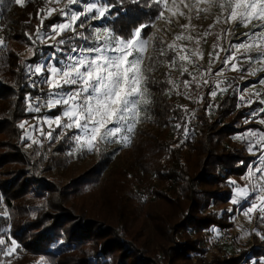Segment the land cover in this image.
<instances>
[{
  "label": "trees",
  "instance_id": "16d2710c",
  "mask_svg": "<svg viewBox=\"0 0 264 264\" xmlns=\"http://www.w3.org/2000/svg\"><path fill=\"white\" fill-rule=\"evenodd\" d=\"M31 2L33 9L29 16L16 12L12 0H3V3H0V35L5 37L7 30L11 29L14 31L13 36L9 37L12 41H29L25 33L36 32L41 23L40 17L44 13L39 12V9L46 10L48 7L46 0ZM147 3L151 4V0H147ZM157 15L154 7L145 3H127L124 0L123 5L118 4L102 23L117 32L127 33ZM156 21L157 19H154V22ZM46 27L44 21V28ZM151 28L145 29V35L149 34ZM7 51L8 49L0 51V72L6 63L11 66L10 73L13 71L14 75L11 74L12 80L8 82L0 73V105L7 102L5 104L9 106H0V133L8 129L10 135V139L5 142L6 146L2 148L3 151H0V198L11 218V235L21 245L13 264H27L38 256H46L53 261L58 259V264L237 263L238 256L213 255L210 259H205L203 255L206 249L204 233L212 228L218 231L217 229H224L229 225L235 208L232 206L231 211L228 209L233 199L232 189L244 185L242 179L249 166L255 162L254 156L246 153L243 144L233 139L246 131L263 129L255 122L261 117H251V113L258 111L261 104L254 98L251 106L240 100L238 91L243 92L245 84H239L238 79L232 76L225 81L227 91L221 94L217 101L211 103L206 87L196 95H190L192 99L186 102L188 105L174 104L172 98L167 99L162 95L164 89L161 86L158 88L153 84L152 92L158 93L160 97L154 98V101L152 99L153 102L148 108L150 134L144 138L143 144L136 146L135 141L139 142L143 138V134L137 132L126 149L128 153H132L134 179L140 178L141 175L154 174L158 177L160 189L155 187V195L161 196V200L168 204H175L180 218L174 223L169 217L162 218L166 225L163 235L159 238H145L136 236L139 230L136 233L118 230L107 217L84 218L80 216L81 211L75 212L71 204L70 198L80 193L85 186L95 184L106 165L111 164L107 153L100 152V159L92 167L62 186L45 174L48 175L49 171L55 168L68 167L63 157L51 158L45 164V174L35 168L25 169L28 160L22 154V132L20 133L17 125L28 117L24 97L33 93L27 86L21 64L14 68L13 53ZM53 52V48L36 40L33 45L34 54L27 62L37 63ZM190 92L192 93L193 89H190ZM194 101H197L196 104ZM209 104L214 106L212 116L208 114L210 108L206 110ZM193 109L195 110L192 112ZM58 111L54 109L47 113L53 116L58 114ZM178 122L186 124L188 132L185 141H181L183 130L175 129L179 148L174 150L166 145L165 132H169ZM12 134L16 137L11 139ZM65 144L66 141L62 148L59 145L56 149L62 152ZM119 175L126 177L123 172ZM111 190L119 197L130 222L133 221L139 212L137 206L130 205L132 197H122V189L119 191L112 186ZM46 195L53 201L46 205V210H42V203L38 200ZM37 208L40 209L37 211ZM29 213L35 215V218H29ZM154 221L151 212H146L141 228H147V223L153 224ZM7 225L8 220L0 216V228H6ZM255 226L259 227L257 223ZM260 232L264 233L262 230ZM58 241L64 249L56 254L51 247ZM260 241L252 248L251 262L264 258V239ZM195 255L201 257L194 258Z\"/></svg>",
  "mask_w": 264,
  "mask_h": 264
},
{
  "label": "snow or ice",
  "instance_id": "6c2138e0",
  "mask_svg": "<svg viewBox=\"0 0 264 264\" xmlns=\"http://www.w3.org/2000/svg\"><path fill=\"white\" fill-rule=\"evenodd\" d=\"M31 2V0H29ZM49 3H60L62 0H46ZM131 3H145L154 7L158 15L154 19H166L165 11L173 15L184 13L173 12L175 0L170 7L169 0H130ZM3 3V0H0ZM17 5L23 6L24 0H15ZM124 0H66L62 8L47 7L39 9L45 12L46 16L41 19L36 32L25 33L33 43L39 40L41 44L53 48L54 52L46 59L37 63L21 61V67L25 73L27 86L33 88L39 86L43 92V86L47 85L48 91L43 96L33 97L31 93L25 95V111L28 113H41L42 109L49 111L59 109L55 117L41 116L34 117L43 123L56 127L47 132L46 138L49 141L54 139L69 140L75 147L68 153L74 155L78 151H99L102 143H116L127 146L131 141V134L142 118V113L147 114L149 105L152 103L151 86L157 81L151 78V72L156 70V57L149 59L145 66L146 59L144 51L148 46L160 56L166 57L165 63L170 70H177L181 77L187 75L190 79H171V71L167 74L168 79L159 83H167L173 88H179L181 84L185 89H193L192 93L184 92L182 95H196L202 87H208L207 95L213 100L217 97V89L226 92L220 83L210 81L208 76L219 77L226 68L247 73L248 76H257L264 72V0H207L209 8L218 7L221 15L217 16L216 22L232 23L248 29L242 34L244 39L238 43L229 41L227 47H222L219 41L222 39L217 35V43H214L213 51L208 53V66L202 70L197 62L203 59V50L188 48L186 45L177 44L176 41L193 40L194 38L183 34H177L174 42L165 48H156L153 45L154 36L145 35V29L154 26V19L147 23H141L130 32H117L108 26L96 27L92 22L107 20L113 10L119 4L122 6ZM197 0L196 11L199 15L200 9ZM75 6V7H73ZM191 12L192 6L185 4ZM59 11L61 22L54 23L47 30L44 29V19ZM118 15V13H117ZM170 23V20L168 21ZM250 26V27H249ZM187 29L189 25H182ZM211 27V26H210ZM2 30V29H0ZM224 35L235 37V28L222 29ZM71 32V36L64 34ZM207 32L204 36H207ZM201 39L196 40L197 45ZM6 37L0 36V51L6 48ZM51 41V43H48ZM29 51L33 52L32 47ZM220 52L224 55L221 57ZM57 53L61 54L57 56ZM34 54V53H33ZM219 62L221 67L214 69V64ZM255 65V67H253ZM189 66L193 71H189ZM20 69H18L19 71ZM258 83L264 85V76L259 77ZM214 85V86H213ZM231 84L229 83V87ZM255 87V86H253ZM171 95L169 91L166 93ZM251 94V93H250ZM256 102L264 105V98L259 91H255ZM242 102L251 106L254 102L249 97L240 96ZM206 106V110L211 108ZM240 105H238L239 107ZM264 107L251 113L252 118L261 117L259 122L264 125ZM182 119V118H178ZM248 120L246 119V123ZM27 121H21L17 127L23 130L21 141L32 140V143L39 141L28 135ZM35 128V126H31ZM176 130H183L187 135L186 124L175 123ZM56 129L60 131L57 133ZM239 139L256 138L255 145L250 144L248 151L252 152L256 145L264 148V129L249 130ZM26 147L31 145L25 143ZM259 165L256 174L249 172V178L255 177L258 182L252 185L251 191L247 187H236L234 189L233 204L241 200L247 202L243 214L250 217V214L259 212L258 219L264 222V155H259ZM255 167V166H253ZM234 184V181H230ZM2 200V198H0ZM258 201V203H257ZM231 211V209L229 210ZM8 216V212H3ZM256 235L264 239V233L253 230ZM245 235H248L245 233ZM21 249V245L11 235V228H0V264H11V257ZM37 264H47L41 257ZM251 264H264V258L253 260Z\"/></svg>",
  "mask_w": 264,
  "mask_h": 264
},
{
  "label": "rangeland",
  "instance_id": "374dc122",
  "mask_svg": "<svg viewBox=\"0 0 264 264\" xmlns=\"http://www.w3.org/2000/svg\"><path fill=\"white\" fill-rule=\"evenodd\" d=\"M127 3H131L130 0H125ZM14 5L16 6L15 11L19 14L24 15H30L32 9H33V3L29 2V0H24V5L20 6L15 3V0H12ZM64 3H66V0H62L60 3H49L47 2L48 7L53 8H62L64 6ZM134 4V3H133ZM173 4V0H169L170 7ZM185 4H188L192 6L191 12L189 11L188 7H184ZM138 5V4H136ZM175 7L173 8V12H180L182 11L184 13L183 16L181 15H173L172 13L165 11V17L166 19H157L156 22H154V26L151 28L148 36H154L153 45L156 48H165L168 44L174 42V37L177 34H183L186 36H191L194 39L189 40H183V41H176L177 44H183L186 45L190 49H197L198 47L203 50V59H198L197 62L202 66V70L206 69L208 66V53L213 51V44L217 43V35H220L222 39L219 41V43L222 45V47H227L229 41L232 43H238L240 40L244 39L242 36L243 33L248 31L247 28L243 26L234 25L232 23L225 24L223 23V17H221V22L217 23L216 18L217 16L221 15L220 9L218 7H211L209 8L207 0H199L198 7L202 9L200 11L199 15L197 16L196 11V5L197 0H175ZM75 7V6H73ZM43 13V12H42ZM46 16V11L43 13V16L40 17V20L43 19ZM16 19V18H15ZM61 15L59 11L54 12L51 17L44 19V21L47 24V27L44 28V30H47L48 27H50L54 23L61 22ZM170 20V23L168 22ZM102 21H94L92 22L94 26L100 27L105 26ZM182 25H189L187 29L182 28ZM211 26V27H210ZM250 27V26H249ZM235 28V37H232L230 35H224V33L221 31L222 29H232ZM0 29H2L0 27ZM2 30H0L1 32ZM207 32V36H204V33ZM14 31L7 30L6 32V48L8 49L7 52L13 53V67L18 68V64H21V61H27L29 60L33 52L29 51V47L31 46L33 49L34 43L32 41H28L26 43H20L12 41L9 37L13 36ZM65 36H71V32H67L64 34ZM3 36V35H0ZM4 37V36H3ZM203 37V40H201V43L197 45L196 40L201 39ZM48 43H51V41H48ZM59 54V53H58ZM51 55V54H50ZM61 55V54H59ZM144 55L146 57L144 64L147 66L149 64V59L151 57H156L157 64H156V70L151 72V78L154 81H157L155 83L156 87L159 88L161 86L162 89V95L166 97L167 99H173L174 104H185L188 102V100L192 99L189 96L182 95L181 93L184 92H190V89H185L183 85L179 88H173L171 85L167 83H159L160 81H165L168 79L167 74L169 71H171V79H190L187 75L184 77L180 76V73L177 70H170L167 64L165 63L166 57L160 56L158 52L153 50V46H148L146 50L144 51ZM221 57H223L224 53L220 52ZM49 56V55H48ZM47 56V57H48ZM10 67L6 63L3 64V69L0 73H2V77L6 81L12 80V75H14L13 71L10 73ZM221 67V64L219 62H216L214 64V69H219ZM255 67V65H253ZM189 71H193L192 67L189 66ZM238 79L239 84H245L246 87H244V91H238L239 95H244L249 97L250 99L254 98L255 91L261 92V94H264V85H260L258 83V79L261 76H264V72H260L257 74V76H248L247 73H244L242 77V74L239 72H234L228 68L224 70V72L217 78L208 76V79L210 81H214L215 83H220L223 88H226L225 81L227 79L232 78ZM28 84V82H27ZM153 86V85H152ZM151 86V89H152ZM214 86V85H213ZM255 86V87H253ZM32 90V96L36 97L38 93L39 86L33 88L31 86H28ZM207 86L202 87L199 90L205 89ZM239 90V86L237 88ZM48 88L47 85L43 86V95L47 93ZM171 92V95H168L166 93ZM217 97L215 100H213L210 97L211 103L218 100V97L223 94L224 92H221L219 89H217ZM251 93V94H250ZM161 95V96H162ZM160 95L156 92H152L151 90V96L150 99L154 101V98H158ZM264 98V97H262ZM152 101V102H153ZM197 101H194V104H196ZM7 102L1 103L2 108H9ZM199 103V102H198ZM5 104V105H3ZM246 104V102L244 103ZM185 105H188L186 103ZM212 105V104H211ZM193 107L196 108L195 105ZM261 107H264V105L261 104ZM213 108L212 105L209 109V116L213 115ZM59 110V109H58ZM195 109L192 110V112ZM48 109H42L41 113H28V117L25 118L23 121H27V130L28 135L35 140L39 141V143H32V140L20 141L22 154L26 157L28 160V163L25 167L26 170L35 168L37 171H41V173L45 174L43 172L45 164L53 157L55 158H65L68 167L64 169L55 168L51 171H49L48 175L46 177L51 178L57 182H59L60 186L67 184L71 179L79 176L82 172L92 167L99 159H100V152H103L104 154L107 153L109 158L111 159V164L106 165L104 171H102L101 175L97 178L95 181L96 183L89 184L81 189L80 193H77L72 195L70 200L71 204H73V208L75 209V212H79L80 216L82 217H88V218H97L100 219L99 216L107 217L111 219V224L118 228V230L124 231L129 230L133 233H136L138 231L136 236H144L145 238L155 236L156 238H159L163 235L166 225L165 220L162 218H171V220L176 222L179 217V212H176L175 210V204H168L161 200V196L155 195L157 192L155 187H158L160 189V186L158 185V177H155V175H141L140 178L134 179V176L132 175L134 173V167L131 164L133 160H131L132 153L127 151L126 148H128L131 144V142L134 140V136L137 132H141L143 134V138L141 141L138 142L135 141V145L140 146L143 144V140L148 134H150V130L148 129L149 126V115L147 111V114L142 113V118L140 122H138L136 129L134 130V133L131 134V141L127 146H121L116 143H102L99 147V151H78L74 155H69L68 153L75 147V145L72 144L69 140H58L54 139L52 141H49L46 136L47 132L55 128L56 126L54 124L48 125L43 123L40 119L34 118V117H41V116H51L55 117V115H50ZM52 111V110H51ZM60 111V110H59ZM58 111V114H59ZM57 115V114H56ZM258 125L262 126L264 129V125H262L259 122V119H256L255 121ZM35 126V128L31 127ZM20 129V128H19ZM260 130V129H258ZM60 130L56 129V132L58 133ZM175 129L174 127H171V129L166 131L167 135V143L168 147H171L174 150H178L179 145L178 141H176L175 136ZM22 132V133H21ZM248 131L242 133L241 135H237L233 137L234 140L238 141L239 143H242L244 146V150L247 154L254 156L255 162L253 165H250L244 178L242 179L244 182V185L242 187H247L249 191H251L252 185L257 183L258 180L253 177L249 178V172L256 174V168L260 167L259 165V155H264V148H261V146L256 145L253 147V151L249 152L248 147L250 144L255 145L256 138H249V139H239L238 137H241L245 135ZM21 135L23 134V130L20 129ZM20 135V137H21ZM15 136V134H12L11 139ZM16 137V136H15ZM10 139L9 131L8 129L5 130V132L0 133V151H3V147H5V142ZM186 136L182 135L181 141H185ZM66 141V144L64 145L63 151L60 152L56 148L61 145L60 148H62L64 142ZM25 143L31 145L30 147H26ZM141 149V147H140ZM139 149V150H140ZM182 150V149H181ZM158 161V160H157ZM255 166V167H253ZM9 168V167H7ZM126 171V172H125ZM124 173L126 177L120 176L119 174ZM257 176L259 174H256ZM116 188L117 190H121V196H131V204L132 206H137V211L139 214L137 217L130 222L128 219V215H126L124 208L121 205V201L119 200V197L116 196L113 192H111V187ZM234 187L232 189L233 197L235 195L234 193ZM39 203H42L40 206L42 210H46V205L53 201V199L50 200V196L46 195L42 199L38 200ZM258 203V201H257ZM232 206H235L233 210V216L229 220V225L225 227L224 229H210L206 231L205 234V252L203 255V258L210 259L213 255H220V256H238L239 260L236 264H241L242 262L246 264H251V260L253 258L252 256V248L255 245V243H258L260 240H263L260 238V236L256 235L253 231L254 229L256 231L262 230L264 232V222H261L258 219L259 212H254L250 214L249 218L248 216H245L243 214L244 210L249 207L250 205L245 202L244 200H241V203L233 204L232 200L230 204L228 205V209H231ZM40 208H37V211ZM79 210V211H78ZM7 211L5 206L3 205L2 201L0 200V216L5 217L8 220V225L6 228L10 226L11 218L10 215L4 216L3 212ZM36 211V212H37ZM150 211L152 214V219L155 221L153 224H148L147 228H141L142 227V221L144 220V214L146 212ZM31 215V216H29ZM34 216V217H32ZM29 218H35V215L32 213L28 214ZM258 224V228L255 226V224ZM259 228H261L259 230ZM229 233L234 235L237 238L238 242V248L236 251H233L231 249H222L217 244V236H220L222 233ZM247 233L248 235H245ZM261 242V241H260ZM52 251L56 254L63 251V246L60 241L56 242L52 245ZM249 252V253H248ZM18 251L10 258L11 264H13V260L18 257L17 255ZM43 257L47 264H58V259L50 260L46 256H38L31 260L27 264H37V261H39ZM201 257L200 255H195L194 258ZM0 259H3V257H0ZM194 261V260H193Z\"/></svg>",
  "mask_w": 264,
  "mask_h": 264
},
{
  "label": "built area",
  "instance_id": "2783aa9c",
  "mask_svg": "<svg viewBox=\"0 0 264 264\" xmlns=\"http://www.w3.org/2000/svg\"><path fill=\"white\" fill-rule=\"evenodd\" d=\"M37 96H43V92H41V89L39 87ZM217 244L220 246L222 249H231L233 251H236L238 248V242L237 238L229 233H222L220 236H217ZM249 253V252H248ZM241 264H246L242 262Z\"/></svg>",
  "mask_w": 264,
  "mask_h": 264
}]
</instances>
